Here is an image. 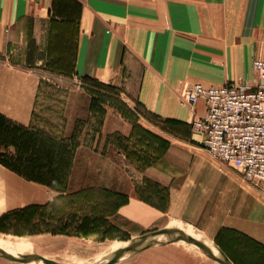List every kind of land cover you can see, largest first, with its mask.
Returning a JSON list of instances; mask_svg holds the SVG:
<instances>
[{"label":"rangeland","instance_id":"374dc122","mask_svg":"<svg viewBox=\"0 0 264 264\" xmlns=\"http://www.w3.org/2000/svg\"><path fill=\"white\" fill-rule=\"evenodd\" d=\"M153 12L158 18L160 9ZM72 23H56L50 55L39 66L21 60L22 43L0 51V80L7 75L3 68L12 66L26 68L42 82L38 91L36 86L0 87V98L8 101L0 109L12 116L25 110L26 115L20 122L0 113V241L45 259L88 264L114 244L181 226L219 244L236 264H254L255 258L248 261L242 252L250 245L256 248L253 240H244L241 250L240 242L235 246L224 232L208 238L185 222L129 205L136 199L164 207L158 185L146 173L170 150L197 151L200 158L240 177L204 149L201 136L192 130V112L177 103L186 84L245 78L260 40L240 41L237 53L214 54L207 38L167 39L169 24L154 21L150 26L137 16L124 32L128 37L121 39L120 76L111 83L105 82L113 75L108 71L102 72V80L76 71L78 33ZM0 264L22 263L0 257ZM115 264L218 262L189 243L175 242Z\"/></svg>","mask_w":264,"mask_h":264},{"label":"crops","instance_id":"0c3cea01","mask_svg":"<svg viewBox=\"0 0 264 264\" xmlns=\"http://www.w3.org/2000/svg\"><path fill=\"white\" fill-rule=\"evenodd\" d=\"M154 7L160 9L159 15L155 13L158 18L154 16ZM137 16L150 26L154 21L169 24V33L177 34L167 33V39L207 38L211 42L209 52L214 54L237 53L242 49L240 41L260 40L264 34V0H0V51L22 43L20 48L25 49V56L21 60L39 66L50 55L56 23L74 22L78 33L76 71L99 79L102 72L108 71L113 75L105 82L113 83L120 76L121 39L128 37L125 34ZM27 54L32 58L28 59ZM253 58L245 79L252 77ZM3 71L7 75L4 80L1 78L0 87L36 86L38 91L41 86L40 77L26 68L8 66ZM221 84L225 83L206 85ZM29 95L32 101L33 92ZM5 101L8 103L6 98H0V104ZM177 104L188 108L179 101ZM204 111L203 103H197L193 119ZM24 112L12 116L0 109V113L20 122H25ZM149 172L147 178L158 185L164 207L157 209L152 203L153 207L136 199L129 206L185 222L208 238L224 232L235 246L240 242L241 250L244 240H253L256 248L250 245L249 251L242 252L249 256L248 261L255 258L254 264H264V196L256 189L230 169L200 158L194 150H170ZM42 191L45 196L47 192Z\"/></svg>","mask_w":264,"mask_h":264},{"label":"built area","instance_id":"2783aa9c","mask_svg":"<svg viewBox=\"0 0 264 264\" xmlns=\"http://www.w3.org/2000/svg\"><path fill=\"white\" fill-rule=\"evenodd\" d=\"M251 67L250 79L186 84L180 104L194 112L197 103H203L204 114L194 118L191 126L204 149L264 196V34Z\"/></svg>","mask_w":264,"mask_h":264},{"label":"water","instance_id":"95a60500","mask_svg":"<svg viewBox=\"0 0 264 264\" xmlns=\"http://www.w3.org/2000/svg\"><path fill=\"white\" fill-rule=\"evenodd\" d=\"M158 234H165L167 239L161 242L152 240L144 244V241L148 237H153ZM175 242H187V243H190L196 246L206 257H208L209 259L215 262H218V264H232V262L218 248V246L215 245L218 251V255L216 256L212 254L211 251L201 241L194 239L192 237H189L185 235L183 232H180L176 229H169V228H162V229L154 230L146 234H143L139 237H135L131 239L130 243L127 246L118 248L117 250H115L114 252L110 254V257L108 258L106 262L100 263V264H115L118 261H120L122 258L128 255L131 256V255L137 254L140 251L145 250L149 247L157 246V245L162 246V245L175 243ZM0 257L10 260V261H17L21 263H27L30 261H41L44 264H59V263L50 261L48 259H45L42 256L37 255V254H26V255H19L15 257L6 252H0Z\"/></svg>","mask_w":264,"mask_h":264},{"label":"bare ground","instance_id":"6f19581e","mask_svg":"<svg viewBox=\"0 0 264 264\" xmlns=\"http://www.w3.org/2000/svg\"><path fill=\"white\" fill-rule=\"evenodd\" d=\"M170 225H174V224H169L168 226H170ZM171 229H176V230H178L180 232H183L185 235H187L189 237H192L194 239H197V240L201 241L211 251L212 254H214L216 256L218 255V251H217L215 245L212 242H210V240L207 241L205 239V236H201L198 233H196L194 230H192V228L177 226V227H174V228H171ZM165 238H167L165 234H158V235H155L153 237H148L144 241V244L147 243L148 241H152V240L153 241H158V242L165 241L166 240ZM130 240L114 244L108 250H106V252H104V254H103V256H101V258H99L98 260L92 261L91 263H88V264H98V263L100 264V263L106 262L108 260V258L110 257V254L112 252H114L118 248L127 246L130 243ZM190 245H192V244H190ZM192 246L197 248L194 245H192ZM0 252H6V253L11 254V255H13L15 257H17L19 255L32 254V253H30L29 250H27L26 248H24V247H22L20 245H17L15 243L2 242V241H0ZM128 256H126V257H128ZM48 260L56 262V263H59V264H66V263H62V262H59L58 260H54V259H48ZM25 264H44V263H42L41 261H30V262H27Z\"/></svg>","mask_w":264,"mask_h":264}]
</instances>
